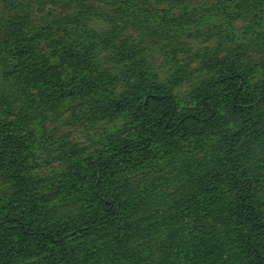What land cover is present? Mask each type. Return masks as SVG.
Masks as SVG:
<instances>
[{
    "label": "rangeland",
    "instance_id": "374dc122",
    "mask_svg": "<svg viewBox=\"0 0 264 264\" xmlns=\"http://www.w3.org/2000/svg\"><path fill=\"white\" fill-rule=\"evenodd\" d=\"M225 68L249 87L264 85V0H0V211L21 214L12 207L22 180L53 219L86 221L89 172L136 124L107 103L145 79L191 108ZM221 134L212 129L202 147L194 136L173 150L155 142L126 167L115 160L110 180L130 192L107 224L65 233L61 249L0 264H264V138L236 153L262 222L260 262L240 246L235 193L199 178L211 168L181 172L177 153L218 163ZM2 228L0 237L15 240Z\"/></svg>",
    "mask_w": 264,
    "mask_h": 264
},
{
    "label": "trees",
    "instance_id": "16d2710c",
    "mask_svg": "<svg viewBox=\"0 0 264 264\" xmlns=\"http://www.w3.org/2000/svg\"><path fill=\"white\" fill-rule=\"evenodd\" d=\"M192 100L194 103L191 108L179 107L167 89L151 86L148 80L141 79L130 93L119 100L109 101V109L117 113L129 111L135 117L136 124L129 130L131 137L121 144L119 150L107 154L104 160L89 172V183L86 181L89 212L83 214L87 216L86 221H80V214H68L61 221V216L53 219L52 215H48L36 201L29 198L21 180L22 184H15L14 197L18 208L12 207L21 214L12 210L5 212L4 208L0 211L1 230H4L2 227H7L15 236V240L0 237V262H5L13 256H32L46 250L61 249L65 233L83 235L92 231L95 226L107 224L120 199H127L130 192L123 191L121 187L116 188L115 183L110 180L115 160L126 167L129 166L131 156L140 160L146 159L151 145L155 142L173 150L177 144L189 142V136L196 137L197 143L202 147L201 142L207 141L206 137L211 134L212 129L217 133L224 132L218 141L219 147L214 151L222 154L218 163L214 159L209 162L205 156L180 150L182 153L177 155L183 167L181 172H185L189 165L201 167V173L211 168V171L199 178L211 184H222L224 181L227 188L235 193L237 216L234 221L238 222L242 230L240 246L249 257L260 262L255 241L258 239L257 234L261 230L262 222L256 213L257 209L250 201L251 192L247 191V183L242 180L245 171L240 167V163L237 164L236 153L244 148L245 144L264 138V85L249 87L242 74L225 68L205 83ZM208 131L209 133H206ZM6 140L13 139L8 136ZM261 145L263 154L264 143ZM261 162L264 163V158H261ZM12 166L18 177L21 172L19 165ZM3 213L5 214L1 216ZM48 225L64 232L44 233L43 230ZM7 245H10V248H6ZM14 246L15 249L11 248Z\"/></svg>",
    "mask_w": 264,
    "mask_h": 264
}]
</instances>
